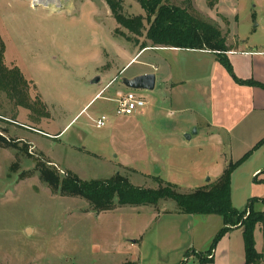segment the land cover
<instances>
[{
  "label": "rangeland",
  "instance_id": "374dc122",
  "mask_svg": "<svg viewBox=\"0 0 264 264\" xmlns=\"http://www.w3.org/2000/svg\"><path fill=\"white\" fill-rule=\"evenodd\" d=\"M167 1L218 25L230 44L263 41L262 33L254 34L255 0ZM124 13L146 17L137 0H124ZM0 36L6 65L21 69L30 81L32 100L45 104L49 115L16 107L0 91L5 141L0 142V264L198 262L199 256L190 253L195 245L206 252L207 237L222 226L221 216L181 213L173 199L97 212L87 200L45 183L39 164L47 162L62 176L72 171L84 180L120 172L137 186L173 183L188 193L219 178L230 163L226 158L242 157L252 139L243 145L208 132L206 107L196 87L172 90L157 82L153 90H136L147 102L144 113L117 114L118 103L107 97L150 52L117 73L115 66L121 69L139 46L133 34L118 26L105 0H0ZM100 73L105 78L95 82ZM112 78L110 87L79 114ZM103 114L107 125L97 128L95 119ZM77 115L68 133L50 136ZM254 157L232 175L233 202L240 208H246L250 194L251 169L264 165V154ZM257 189L264 197V186Z\"/></svg>",
  "mask_w": 264,
  "mask_h": 264
},
{
  "label": "trees",
  "instance_id": "16d2710c",
  "mask_svg": "<svg viewBox=\"0 0 264 264\" xmlns=\"http://www.w3.org/2000/svg\"><path fill=\"white\" fill-rule=\"evenodd\" d=\"M137 1L145 10L146 17L125 14L124 0H105L118 26L135 36L133 40L140 49H145L150 42L155 47L210 51L216 55L217 60L237 83L264 88V83L237 77L227 55V52L232 50V46L228 44L227 37L218 25L195 16L189 7L174 5L167 0ZM142 37L144 41H140L139 38ZM5 53L6 44L0 36V91L5 92L16 107L29 109L38 116L48 118L45 104L38 98L32 100L30 81L21 69L18 66L6 65ZM3 140L0 135V142ZM263 144L264 138L240 159L231 161L215 181L188 193L179 192L173 183L162 184L158 188L137 186L120 172L106 179L84 180L72 171H67L62 176L57 168L51 167L47 162L40 163L39 167L42 180L50 187L60 189L63 194L87 200L97 212L111 210L118 205L157 206L161 200L173 199L181 213L219 215L223 219V227L216 234L208 252L212 253L227 232L239 227L243 232L245 264H259L264 259V255L256 248L255 230L258 225H264V211L255 210L254 203L264 199L252 198L245 210L237 209L232 201V175L254 150ZM120 264H135V262L125 261Z\"/></svg>",
  "mask_w": 264,
  "mask_h": 264
},
{
  "label": "crops",
  "instance_id": "0c3cea01",
  "mask_svg": "<svg viewBox=\"0 0 264 264\" xmlns=\"http://www.w3.org/2000/svg\"><path fill=\"white\" fill-rule=\"evenodd\" d=\"M254 8L255 11L252 14L253 20L256 22L254 34L262 33L263 41L253 46H239L228 43L232 46V50L227 52V55L237 77L243 80H254L264 83V53H262L264 52V0H255ZM148 52H150V55L144 58L145 62L140 63L141 67L130 73L129 76L124 77L131 78L144 73H154L156 75V84L159 82L163 86H169L172 90L183 86L196 87L198 92H201V102L206 107V117L204 118L208 132H211L212 135L219 134L222 137L224 135L227 138L237 139V143L243 142V145L247 142L244 139H252L251 142H247L242 156L252 150L264 138V88L237 83L217 60L213 52L174 47H155L151 43L145 49L139 48L136 52L129 54L126 58V64L121 69L120 66H115L117 73H122L134 61L139 62V59ZM112 69L113 67L108 68L105 73L107 78L113 73L111 72ZM103 75L100 73L98 82L105 78ZM113 80L114 78L98 90L79 114L97 97L101 96L103 90L108 86L110 87ZM126 88L122 83L121 86L116 87L115 94L112 91V94L107 98L118 103L120 95L129 90V88ZM136 113L138 115L144 113V107L134 114ZM78 115L62 131L50 136L57 137L64 134V132L68 133L71 123ZM199 131L200 129L196 126L195 133H199ZM258 152L264 154V144L255 149L246 161L254 160V156ZM236 160H227L226 158L228 162ZM119 164L121 166L126 165L122 160ZM249 183L250 194L249 197L245 198L246 208L252 198L264 199L263 196H260L262 191L256 190L257 186H264V165H255L251 169ZM262 190L264 191V189ZM232 201H234L233 197ZM233 205L239 210L246 209L245 207L236 206L234 202ZM254 207L257 211H264V201H256ZM222 227L223 223L222 226H218L213 232L211 231V234L207 237L208 244L205 245H208L209 248L205 249L206 252L199 250L200 248L195 245L190 254L198 255L199 259L198 262L194 261L193 264H245L243 232L239 227H234L227 232L212 253L208 252L216 234ZM255 240L257 250L264 254V225L257 226ZM260 264H264V261Z\"/></svg>",
  "mask_w": 264,
  "mask_h": 264
},
{
  "label": "built area",
  "instance_id": "2783aa9c",
  "mask_svg": "<svg viewBox=\"0 0 264 264\" xmlns=\"http://www.w3.org/2000/svg\"><path fill=\"white\" fill-rule=\"evenodd\" d=\"M146 104L147 102L145 99L140 96L136 90L129 89L127 92L120 95V99H118L117 114L133 115L135 112L145 107ZM108 120V116L103 114L95 119V126L97 128H103L107 125Z\"/></svg>",
  "mask_w": 264,
  "mask_h": 264
},
{
  "label": "water",
  "instance_id": "95a60500",
  "mask_svg": "<svg viewBox=\"0 0 264 264\" xmlns=\"http://www.w3.org/2000/svg\"><path fill=\"white\" fill-rule=\"evenodd\" d=\"M99 78L95 80L98 82ZM122 83L129 89L132 90H153L156 84V75L154 73H144L134 77H123ZM190 138V137H189Z\"/></svg>",
  "mask_w": 264,
  "mask_h": 264
},
{
  "label": "bare ground",
  "instance_id": "6f19581e",
  "mask_svg": "<svg viewBox=\"0 0 264 264\" xmlns=\"http://www.w3.org/2000/svg\"><path fill=\"white\" fill-rule=\"evenodd\" d=\"M41 0H34V2H40ZM43 4V3H42Z\"/></svg>",
  "mask_w": 264,
  "mask_h": 264
}]
</instances>
